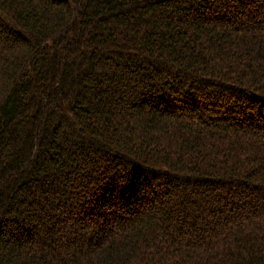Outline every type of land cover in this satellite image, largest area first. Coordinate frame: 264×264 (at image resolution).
Listing matches in <instances>:
<instances>
[{
    "label": "trees",
    "instance_id": "16d2710c",
    "mask_svg": "<svg viewBox=\"0 0 264 264\" xmlns=\"http://www.w3.org/2000/svg\"><path fill=\"white\" fill-rule=\"evenodd\" d=\"M0 264H264V0H0Z\"/></svg>",
    "mask_w": 264,
    "mask_h": 264
}]
</instances>
